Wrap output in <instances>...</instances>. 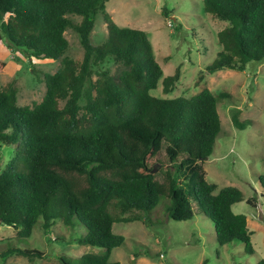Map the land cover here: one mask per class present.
Here are the masks:
<instances>
[{"label": "trees", "instance_id": "trees-1", "mask_svg": "<svg viewBox=\"0 0 264 264\" xmlns=\"http://www.w3.org/2000/svg\"><path fill=\"white\" fill-rule=\"evenodd\" d=\"M106 1L0 0V32L7 43L29 62L60 60L53 72L42 73L44 92L31 106L16 104L13 79L0 87V145H12L9 157L3 163L0 158V223L12 226L21 239L35 223L44 232L56 222L82 225L75 240L100 252L59 253V263L120 264L108 259L110 249L124 239L111 224L148 222L162 197L167 217L187 219L197 208L212 222L219 245L237 240L251 253L246 216L231 210L242 199L240 189L217 188L199 164L212 150L220 129L216 104L227 92L202 86L189 97L152 95L149 90L162 70L149 40L142 29L117 25L105 10ZM202 5L225 23L216 31L215 57L197 80L264 58V0H202ZM97 12L106 36L93 44L89 33ZM67 28L78 36L79 60L63 55ZM3 65L0 61V69ZM178 75L176 66L161 77L162 92L171 90ZM230 120L236 127L247 121L238 118L237 108ZM257 180L264 186V157ZM14 252L29 258L42 254L18 246L1 254Z\"/></svg>", "mask_w": 264, "mask_h": 264}, {"label": "rangeland", "instance_id": "rangeland-1", "mask_svg": "<svg viewBox=\"0 0 264 264\" xmlns=\"http://www.w3.org/2000/svg\"><path fill=\"white\" fill-rule=\"evenodd\" d=\"M163 8L164 14L160 11ZM105 10L117 25L144 30L162 70L156 86L149 90L152 95L189 97L202 86L213 93L227 92L228 96L216 104L220 129L212 150L199 164L205 179L216 183L217 188L234 185L240 189L242 199L232 203L231 210L245 214L253 249L245 252L237 240L219 245L212 222L197 208L187 219L167 217L160 197L148 222L134 219L111 224L112 232L122 234L124 239L110 249L108 259L120 264H255L264 259V186L257 180L263 172L264 157V58L248 60L242 70L219 69L197 80L198 73L215 57L219 48L216 31L225 23L205 12L202 0H107ZM69 16L79 19L75 14ZM64 36L68 46L63 55L79 60L82 47L76 32L67 28ZM105 36V23L97 12L89 38L98 44ZM0 61L4 62L0 87L13 79L19 106H31L40 100L44 92L42 73L53 72L60 64L59 58H32L29 62L1 32ZM103 65L114 67L111 62ZM176 66L178 79L170 91L162 92L161 77L171 74ZM233 108H237L239 119L247 120L242 127L231 123ZM11 150V144L0 145L2 163ZM249 197L250 203L246 202ZM83 231L82 225L70 227L56 222L44 232L35 223L29 236L21 239L12 226L0 223V264H60L59 253L75 257L86 251L100 252L99 247L77 243L75 239ZM12 246L34 248L42 254L30 258L16 252L1 254Z\"/></svg>", "mask_w": 264, "mask_h": 264}]
</instances>
